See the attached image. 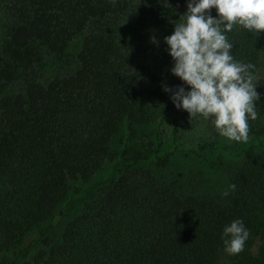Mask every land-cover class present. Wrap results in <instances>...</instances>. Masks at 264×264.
Returning a JSON list of instances; mask_svg holds the SVG:
<instances>
[{"label":"trees","instance_id":"obj_1","mask_svg":"<svg viewBox=\"0 0 264 264\" xmlns=\"http://www.w3.org/2000/svg\"><path fill=\"white\" fill-rule=\"evenodd\" d=\"M134 3L0 0V264H22L36 242L24 264H220L228 255L222 229L236 218L250 235L229 264H264V95L249 121L257 141L235 147L244 156L231 174L230 201L174 192L147 166L146 151L133 141L137 126L158 125V166L172 153L160 154L166 130L178 152L200 154L216 144L181 145L186 111L162 90L181 84L169 71L163 37L186 5L151 4L159 46L146 55L142 85H129L131 59L116 21ZM227 36L234 58L255 65L256 79L264 30L257 36L236 26ZM123 127L127 139L114 151ZM108 161L109 174L96 179ZM80 203L81 213L54 241L56 220Z\"/></svg>","mask_w":264,"mask_h":264},{"label":"clouds","instance_id":"obj_2","mask_svg":"<svg viewBox=\"0 0 264 264\" xmlns=\"http://www.w3.org/2000/svg\"><path fill=\"white\" fill-rule=\"evenodd\" d=\"M185 2L186 11L171 21L173 30L163 37L172 61L169 71L182 83L175 86L163 83L162 90L170 94L169 99L177 110L188 113L190 121L202 118L211 123L219 136L246 143L249 121L258 118V79L253 75L255 65L234 58V43L227 33L239 26L258 36L264 30V0ZM150 42L159 46L154 35ZM227 194V191L223 193ZM249 235L240 218L224 225L221 233L224 253L235 255L243 251Z\"/></svg>","mask_w":264,"mask_h":264},{"label":"rangeland","instance_id":"obj_3","mask_svg":"<svg viewBox=\"0 0 264 264\" xmlns=\"http://www.w3.org/2000/svg\"><path fill=\"white\" fill-rule=\"evenodd\" d=\"M160 1L167 2V0H135L133 9L116 21L117 36L131 59L129 76V85L131 86H140L144 81L141 74H145L146 71V55L154 46L150 42V37L153 35L156 37L149 8L152 3ZM167 3L178 7L186 5L185 0H168ZM212 14H215V9L212 10ZM256 79H258L256 81L257 91L264 95V60L258 69ZM157 127V124L137 126L138 135L134 137L135 139L133 138V141L146 151L147 166L154 171L158 179L170 185L173 191L181 196L191 194L209 197L219 202H229L235 192L234 188H229V185H232L231 174L244 156V151L235 149V147L246 148L256 142V138L251 136L246 143L228 141L213 132L210 122L204 121L202 118H192L190 121L188 113L185 112L177 137L178 142L183 146H197L202 143H213L216 146L204 148L200 154L178 152L174 150L172 136L166 130L162 133L163 145L160 154L172 153L168 156L169 163L166 166H158V159L153 155V150L157 147L155 134ZM126 139V128L123 127L113 138L112 149L115 151L122 148ZM113 164V161L106 162L96 175V179L106 177ZM79 185L82 188L85 187L83 184L79 183ZM225 191L228 192L227 195H223ZM82 209L83 203H80L56 220L50 231L54 241L61 239L66 225L80 214ZM37 236L38 232L35 231L30 238L33 240ZM39 247V242H36L29 256L21 259V263L24 264L26 260H29ZM258 248L259 240L255 243L254 252H257ZM230 258L231 255H223L220 264H229Z\"/></svg>","mask_w":264,"mask_h":264}]
</instances>
